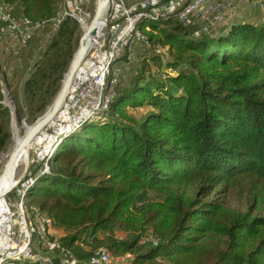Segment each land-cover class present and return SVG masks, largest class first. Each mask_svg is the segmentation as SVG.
I'll return each instance as SVG.
<instances>
[{"label":"trees","instance_id":"obj_1","mask_svg":"<svg viewBox=\"0 0 264 264\" xmlns=\"http://www.w3.org/2000/svg\"><path fill=\"white\" fill-rule=\"evenodd\" d=\"M0 1L33 22L53 18L61 2ZM167 24L151 23L156 34L147 35L168 48L171 74L128 79L123 70L103 119L62 139L26 203L53 219L61 232L50 238L78 264L100 247L130 254L129 264H264V16L215 37ZM78 26L62 24L27 79L29 104L42 96L35 111L58 92ZM3 95L0 83V152L10 137ZM146 107L140 118L128 111ZM226 195L239 208L220 200Z\"/></svg>","mask_w":264,"mask_h":264},{"label":"built area","instance_id":"obj_2","mask_svg":"<svg viewBox=\"0 0 264 264\" xmlns=\"http://www.w3.org/2000/svg\"><path fill=\"white\" fill-rule=\"evenodd\" d=\"M82 3L83 0H61L53 18L33 22L0 1V83L4 92L5 79L19 72L22 53L37 33L42 31L44 38L52 40L68 18L82 27L86 25L89 13L83 11ZM236 9L233 0H110L106 24L79 66L57 114L61 118L53 119L51 134L58 130L60 140L86 122L103 119L121 84L123 57L130 59L128 53L134 45H142L160 58L167 57V47L149 40L147 33L156 34L151 23L174 22L191 28L194 37H215L232 25ZM58 139L50 151L56 148ZM53 155L46 154L37 166L26 169L11 190L12 200L5 201L4 213L0 215V264H55V258L59 264H78L60 242L50 238V230L55 228L53 219L26 203L28 190L49 172ZM125 256L131 258L130 254ZM111 261V253L100 247L84 264Z\"/></svg>","mask_w":264,"mask_h":264},{"label":"rangeland","instance_id":"obj_3","mask_svg":"<svg viewBox=\"0 0 264 264\" xmlns=\"http://www.w3.org/2000/svg\"><path fill=\"white\" fill-rule=\"evenodd\" d=\"M98 0H83V3L81 5L83 11H85L86 13H89V16L86 18V25H83V27L81 25L78 26V30H79V35H78V39L77 41L74 43V52L72 54V57L74 55V53L76 52L78 46H79V41L80 38L83 34V28H85L89 22L91 21V18L94 14L95 8H96V4H97ZM59 9V8H58ZM57 9V10H58ZM84 12V13H85ZM175 23L174 22H170L169 24H167V27L170 26H174ZM165 26V27H166ZM61 30V29H60ZM60 30L58 31V33L56 34V36H54V38L52 40H47L46 38H44L43 36V32L40 31L39 33H37V35L34 37L33 40H31V42L29 43V45L27 46V48L23 51L22 53V65L21 68L19 69V72L17 74H15L14 76H10L8 77L5 81H9L10 84H8V87L6 86V92L9 93L7 99H5V103H6V107L9 110V124H8V129H9V140H8V144L5 147V149L0 152V175L2 173V170L4 168L5 163L8 160V157L11 153V151L13 150L14 146H15V134L14 132H16L17 137H21L23 136L24 130H23V126L26 125L25 127H28L30 125H32L38 118H40L46 111L47 109L50 107V105L52 104L56 94H54L52 97H49V92L48 94H44V98H48L46 100V106L44 107V110L41 112L35 111L36 105H40L43 103V101H40L39 99H42V96L38 97V99L35 101L34 104H29V100L24 96L23 91H24V86L25 83L27 81V79L29 77H31L39 67H41L44 63V59L46 58V52L47 50L50 48V46L53 44V42L58 39V35L60 33ZM138 56V55H137ZM72 57L68 63L67 69L64 71L63 75H62V79L60 81V86L62 83V80L64 78V75L66 74L68 67L70 65V62L72 60ZM35 65H32V61H36ZM166 59L168 58H162L161 62L159 63V61L155 60L152 56L151 53L149 54H144L142 56H140L139 58H137V60H128L123 57V60L125 61V63L123 64L124 68L126 69V73H127V68H128V72L126 75H128V79L131 78L133 79L138 73H141V71H144L146 75H149V73H153V75H157L159 74V76L162 77V79H164L165 76L168 75V73L171 74V70L166 68ZM169 60V59H168ZM129 81V80H128ZM7 85V84H5ZM120 86V85H119ZM60 89V87H59ZM58 89V91H59ZM4 101V100H3ZM9 101H11L9 103ZM11 108L14 109V113L11 112ZM17 110L19 111V115L20 117L18 118L16 115ZM130 113H132L134 116L140 118L143 117L144 112L145 111H149V108H138L135 111L132 110H128ZM14 114V122L11 119V114ZM53 128V127H51ZM51 128L50 127H46V129L43 130V132L39 135L40 136H44L46 137H50L51 141L50 143L47 145V147L44 148H39V146L35 143V141L30 145L29 147V161H28V165L25 169H23V167L21 168H17L15 169L16 171L14 176L15 179L18 180L20 177H22L27 170H30V168L32 166H37V163L39 162V159L43 158V156H45L46 154H49V156L52 155V153H55L58 151L59 145L61 144V141L63 138H61L60 140L57 138V136L59 135V132L56 131L54 134H51ZM18 132V133H17ZM58 139L56 148L52 151H50V148H53L55 141ZM44 150V151H43ZM53 155V156H54ZM52 156V158H53ZM51 158V159H52ZM50 164V161H49ZM20 176V177H19ZM13 198V193L10 192L9 194L6 195V197L4 198V201L9 202L10 200H12ZM148 198H152V199H157L159 198V196L154 193L153 191H150L148 194ZM6 199V200H5ZM220 200L225 203L227 206H230L232 208H239L238 207V203L236 198L233 195H226L222 198H220ZM3 201V203H4ZM51 233V230H50ZM115 236H123V237H132L131 234H127L124 233L122 234L119 231L115 230ZM127 237V238H128ZM145 237H150V232H146L145 233ZM108 251L111 253L112 256V261L111 264H129L130 259L128 256H124L121 255L119 253H116L115 251H111L108 249Z\"/></svg>","mask_w":264,"mask_h":264},{"label":"water","instance_id":"obj_4","mask_svg":"<svg viewBox=\"0 0 264 264\" xmlns=\"http://www.w3.org/2000/svg\"><path fill=\"white\" fill-rule=\"evenodd\" d=\"M109 6H110V0L97 1L96 8L91 18V21L85 28H83V34L80 38L79 46L72 57L68 70L62 80L60 89L56 94L52 104L40 118H38L32 125L28 126L27 130H24L26 125L23 126V130H24L23 136H21L19 143H17L14 146L1 173L3 177L8 178L10 180V185L6 190L0 193V197H4L7 194H9L11 190L14 188V186L21 180L20 177L17 183L14 184L13 176H12L19 157L22 155L24 149L34 139V137L38 135L44 128H46L48 124L51 121H53V119L57 116L58 112L60 111L79 66L81 65L83 59L85 58L91 47L93 46L103 25L106 24ZM8 95L9 93L4 92L3 95L4 101L2 103L5 106H7L5 103V99H7ZM10 102L11 101H9V103ZM11 109H12L11 112H13L14 109L13 108ZM13 113L11 114V119L14 122Z\"/></svg>","mask_w":264,"mask_h":264},{"label":"crops","instance_id":"obj_5","mask_svg":"<svg viewBox=\"0 0 264 264\" xmlns=\"http://www.w3.org/2000/svg\"><path fill=\"white\" fill-rule=\"evenodd\" d=\"M236 2L237 9L234 13V21L233 23H239L242 21L245 22H259L263 19L264 16V0H253V5H250L247 1L244 0H233ZM232 23V24H233ZM144 54H149V50H147L142 45H134L131 50L129 51V60H137L140 56ZM138 55V56H137ZM125 63V62H124ZM123 63V64H124ZM123 70H125V75L129 73L127 68L123 66ZM57 232H61L57 228H53L51 230V234H56Z\"/></svg>","mask_w":264,"mask_h":264},{"label":"bare ground","instance_id":"obj_6","mask_svg":"<svg viewBox=\"0 0 264 264\" xmlns=\"http://www.w3.org/2000/svg\"><path fill=\"white\" fill-rule=\"evenodd\" d=\"M58 118L60 117V115H58L57 116ZM56 117V118H57ZM61 118V117H60ZM54 125V121H51L49 124H48V126L47 127H52ZM28 129V127H25L24 128V130H27ZM44 129H46V128H44ZM43 129V130H44ZM43 130L38 134V135H36L35 137H34V139L27 145V147L24 149V151H23V153H22V155L19 157V159H18V161H17V164H16V166H15V169H17V168H21V167H23V169H25L26 167H27V165H28V161H29V147H30V145L35 141V143L39 146V148L38 149H40V148H44V150H45V148L47 147V145L50 143V141H51V138L50 137H42V136H40L39 137V135L43 132ZM56 131H58V130H56ZM59 132V131H58ZM18 133V132H17ZM14 136L16 137L15 138V140H16V144L17 143H19V141H20V139H21V137H17V135H16V132H14ZM15 144V145H16ZM43 150V151H44ZM46 151V150H45ZM12 152V151H11ZM11 154V153H10ZM10 156V155H9ZM9 158V157H8ZM14 169V171H16ZM18 170V169H17ZM13 171V174H12V176H13V182H14V184H16L17 183V181L18 180H16L15 179V176H14V174H15V172ZM20 177V176H19ZM20 179V178H19ZM10 185V180L8 179V178H5V177H3L2 175H0V193H2L4 190H6L7 188H8V186ZM6 196H4V197H0V215L1 214H3L4 213V209H5V204H6V202L4 201V198H5ZM3 201H4V203H3Z\"/></svg>","mask_w":264,"mask_h":264}]
</instances>
